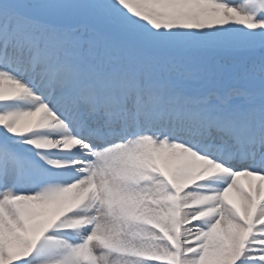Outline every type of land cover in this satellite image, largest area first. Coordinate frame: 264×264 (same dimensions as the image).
I'll return each instance as SVG.
<instances>
[{
    "label": "snow or ice",
    "instance_id": "1",
    "mask_svg": "<svg viewBox=\"0 0 264 264\" xmlns=\"http://www.w3.org/2000/svg\"><path fill=\"white\" fill-rule=\"evenodd\" d=\"M0 264H264V0H0Z\"/></svg>",
    "mask_w": 264,
    "mask_h": 264
}]
</instances>
